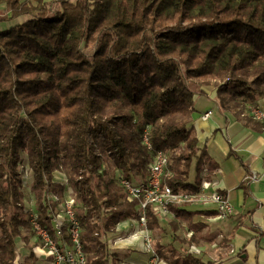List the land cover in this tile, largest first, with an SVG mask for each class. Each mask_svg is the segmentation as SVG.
<instances>
[{
	"label": "trees",
	"instance_id": "obj_1",
	"mask_svg": "<svg viewBox=\"0 0 264 264\" xmlns=\"http://www.w3.org/2000/svg\"><path fill=\"white\" fill-rule=\"evenodd\" d=\"M18 18L24 22L0 30V264L37 262L24 161L39 224L56 239L43 199L63 197L50 182L60 169L75 192L86 264H119L107 238L138 214L115 170L145 181L162 151V184L174 193H197L205 165L212 178L218 164L197 138L196 102L212 88L217 107L240 119L264 99V0H0V23ZM191 206L170 205L169 230L147 207V228L172 238L153 242L156 256L223 264L175 246L184 243L181 223L196 233L203 225L194 216L219 214Z\"/></svg>",
	"mask_w": 264,
	"mask_h": 264
},
{
	"label": "crops",
	"instance_id": "obj_2",
	"mask_svg": "<svg viewBox=\"0 0 264 264\" xmlns=\"http://www.w3.org/2000/svg\"><path fill=\"white\" fill-rule=\"evenodd\" d=\"M70 2L75 4L77 0ZM23 22L24 18H18L6 24L10 28ZM207 92L208 96L197 99L193 125L199 143L207 147L208 155L218 164L211 179L229 199L234 214L220 219L218 215H196L193 221L203 225L202 231L206 236L202 240L220 243L218 238L222 237L232 249L225 251L218 259L211 260L223 264H264V127L257 122L249 124L246 119L248 115L239 119L234 114L222 112L215 104V92ZM257 104L264 110V99ZM208 111L212 112L211 117L203 120L202 115ZM190 209L203 211L213 208L192 205ZM137 227V222L127 220L117 227L115 234L121 235L124 240L122 247L114 251L128 256L125 261L121 258L119 264H149L153 259V254L146 250L143 238L139 234L134 237ZM186 229L188 233H195L194 230ZM150 232L153 242L159 238L166 239L163 234ZM242 249L245 250L240 255ZM36 264L47 263L39 261Z\"/></svg>",
	"mask_w": 264,
	"mask_h": 264
},
{
	"label": "built area",
	"instance_id": "obj_3",
	"mask_svg": "<svg viewBox=\"0 0 264 264\" xmlns=\"http://www.w3.org/2000/svg\"><path fill=\"white\" fill-rule=\"evenodd\" d=\"M211 114V111L204 113L202 119H209ZM253 115L258 119L264 120V110L259 106L256 114ZM147 142V137L145 136V143ZM167 159V155L162 151L153 154L148 168L149 175L145 181L130 180L120 169H116L114 172V178L123 188L126 200L130 203H135V210L138 214L137 218L129 219L127 222L138 223L139 227L136 228L134 237L139 234V237L143 238L146 250L153 254V258L155 253L151 246V232L146 225V210L148 206H151L154 215L160 221H163L171 213L170 205L174 203L180 205L189 203L191 205L216 208L219 211V219L234 214V209L229 199L216 187V182L208 178L209 170L207 165L204 166L200 174L201 182L197 193H174L170 186L163 185L162 176ZM102 168L105 169V165ZM21 169L22 189L23 191L31 192L33 180L31 170L26 161L22 163ZM50 182L63 188V197L61 199L53 192H50L43 199V206L47 217L51 221V227L56 239L52 238L47 227L39 224L40 211L36 209L35 201L30 203L28 200H24L25 208L31 214L34 230L42 241L39 246L33 249L37 262L45 261L47 264H86L87 258L80 243L81 227L74 208V189L70 185L67 174L60 169L53 172ZM52 203H57L55 210L51 206ZM64 234L70 237L71 243L64 239ZM123 240L124 238L121 235L113 234L107 238V245L109 249L115 250L122 247L121 243ZM188 253L201 254L199 248L195 245L189 248Z\"/></svg>",
	"mask_w": 264,
	"mask_h": 264
},
{
	"label": "rangeland",
	"instance_id": "obj_4",
	"mask_svg": "<svg viewBox=\"0 0 264 264\" xmlns=\"http://www.w3.org/2000/svg\"><path fill=\"white\" fill-rule=\"evenodd\" d=\"M7 26H8V24H6V22H1L0 23V30L1 29L2 30L7 29ZM90 50H92L91 47L89 49H87V51H90ZM208 90L215 92V90H212V88H210ZM257 107H258V104H248V106H246V110H244L243 114H245V116L248 115L250 118H252L254 121L258 122L260 125H262L264 127V120L258 119L253 115V114H256ZM213 109H215L216 113H218V111L215 107H213ZM192 175H191V178L193 177L192 180L195 181V174L192 173ZM24 194H25L24 200L26 199L30 203L32 201H34L33 194L30 191L24 190ZM171 213L169 215H167L162 221V223L164 224V226H166L168 228V230H169L168 223L172 222V223L176 224V219L174 218L173 214H171ZM186 227L188 228L186 223H184V222L181 223V227L178 231V234H176V236H178L181 240L184 241L183 244H181V242H179V241L175 242V246L178 248H179V246H183L186 250H189V248H191L192 245H195L196 247L199 248L200 253L202 254L201 256L206 260L218 259L222 255H224L225 251L228 252V249H231V247L229 245H227V240H224L222 237L218 238L220 240L219 241L220 243H214V242H216V240H212V241L202 240V237L206 236V234H204L202 229L196 233L194 238L187 239L188 237H186V234L188 232H187ZM156 234H158V231H156ZM189 234H191V235H189ZM193 234L194 233L189 232L188 233L189 238H191V236H193ZM125 237H128V236H125ZM157 241L165 243V244H169L170 242H172V238H171V235L168 234L166 236V239L162 240L159 238V239H157ZM41 243H42L41 239L38 238L37 236H31V238L29 239V245L30 246L37 247ZM152 244H153V241L151 243V246H152ZM24 246H26V243L23 240H21L18 243V247L21 249ZM152 249H153V247H152ZM153 251H154V249H153ZM120 256L122 258V261H125V259L128 257L127 255H123V252L120 253ZM131 263L132 262H129L128 264H131ZM149 264H169V263L164 261V260L158 259V256H156V253H155L154 258L152 259L151 263L149 262Z\"/></svg>",
	"mask_w": 264,
	"mask_h": 264
}]
</instances>
